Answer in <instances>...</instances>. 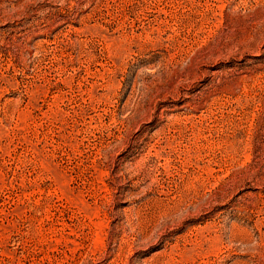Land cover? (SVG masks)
Listing matches in <instances>:
<instances>
[{
  "label": "rangeland",
  "instance_id": "1",
  "mask_svg": "<svg viewBox=\"0 0 264 264\" xmlns=\"http://www.w3.org/2000/svg\"><path fill=\"white\" fill-rule=\"evenodd\" d=\"M0 264H264V0H0Z\"/></svg>",
  "mask_w": 264,
  "mask_h": 264
}]
</instances>
